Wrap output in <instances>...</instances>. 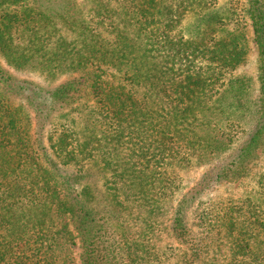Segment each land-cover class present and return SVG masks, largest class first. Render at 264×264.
I'll return each mask as SVG.
<instances>
[{
    "label": "trees",
    "instance_id": "obj_1",
    "mask_svg": "<svg viewBox=\"0 0 264 264\" xmlns=\"http://www.w3.org/2000/svg\"><path fill=\"white\" fill-rule=\"evenodd\" d=\"M212 2L0 0L6 65L68 77L0 69V264H75L77 242L80 264H168L155 233L175 167L206 163L170 210L175 264H221L222 247L264 264V172L236 202L202 198L264 156V0H246L256 98L235 75L246 34Z\"/></svg>",
    "mask_w": 264,
    "mask_h": 264
},
{
    "label": "rangeland",
    "instance_id": "obj_2",
    "mask_svg": "<svg viewBox=\"0 0 264 264\" xmlns=\"http://www.w3.org/2000/svg\"><path fill=\"white\" fill-rule=\"evenodd\" d=\"M80 2L82 0H79ZM214 2L215 8L218 9V12L222 14V18L228 20L227 27H239L240 30H243L246 34L247 41V55L244 61L236 68L235 75L246 76L250 81L247 86L248 98L258 97L259 92V81L257 77V52L254 45L252 30L250 26V21L246 13L247 3L246 0H212ZM212 2V3H213ZM197 16H192L187 21L189 25V31L196 32L192 26V22L196 19ZM0 69L8 71L14 77L22 80H28L32 83L38 84L43 88L54 87L56 84L64 81L68 77L66 75L60 76L56 81H51L43 75H40L36 71H25V70H15L6 65L3 57L0 55ZM2 83L0 82V87ZM31 132H34V126H32ZM44 139L43 144H47V128L43 130ZM209 162V161H208ZM211 166L209 163L193 165L188 168H178L175 167V173L181 179V184L174 187L168 194L165 204V214L160 215L156 222V244L159 247V250L165 251L168 254L171 253L168 260V264H175L177 256L183 252V246L178 244L176 240L170 235L168 231V224L171 218L170 211L178 202L181 195L192 185V182L199 178L208 167ZM264 172V156L260 157L257 163L252 166L251 171L241 178L240 181L234 182H221L215 184L208 194L203 195L204 200L211 201H229L236 202L250 191L254 190L257 187V180L260 174ZM220 255H218V260L221 264H225L224 257L227 256V247H222L220 249ZM73 254L75 257V264H80L79 262V247L78 242L73 246ZM218 254V253H217ZM176 256V257H173Z\"/></svg>",
    "mask_w": 264,
    "mask_h": 264
}]
</instances>
